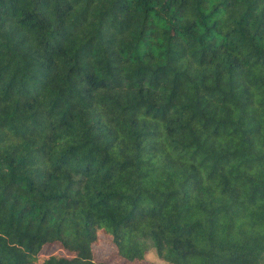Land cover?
Wrapping results in <instances>:
<instances>
[{
  "label": "trees",
  "instance_id": "16d2710c",
  "mask_svg": "<svg viewBox=\"0 0 264 264\" xmlns=\"http://www.w3.org/2000/svg\"><path fill=\"white\" fill-rule=\"evenodd\" d=\"M100 234L264 264V0H0V264Z\"/></svg>",
  "mask_w": 264,
  "mask_h": 264
},
{
  "label": "rangeland",
  "instance_id": "374dc122",
  "mask_svg": "<svg viewBox=\"0 0 264 264\" xmlns=\"http://www.w3.org/2000/svg\"><path fill=\"white\" fill-rule=\"evenodd\" d=\"M44 253H55L61 252L57 245L46 246L42 250ZM94 259L99 262H104L105 264H131L120 259L116 253L114 246L110 243L109 237L100 234V241L93 247ZM137 264H167L160 259L155 254L153 248H149L145 253V260Z\"/></svg>",
  "mask_w": 264,
  "mask_h": 264
}]
</instances>
